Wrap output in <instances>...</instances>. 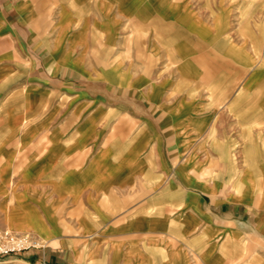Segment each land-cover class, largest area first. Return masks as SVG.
<instances>
[{
	"label": "crops",
	"instance_id": "crops-1",
	"mask_svg": "<svg viewBox=\"0 0 264 264\" xmlns=\"http://www.w3.org/2000/svg\"><path fill=\"white\" fill-rule=\"evenodd\" d=\"M4 95L0 264H264V0H0Z\"/></svg>",
	"mask_w": 264,
	"mask_h": 264
},
{
	"label": "built area",
	"instance_id": "built-area-1",
	"mask_svg": "<svg viewBox=\"0 0 264 264\" xmlns=\"http://www.w3.org/2000/svg\"><path fill=\"white\" fill-rule=\"evenodd\" d=\"M44 247V242L30 234H16L10 230L0 229V257L19 255L31 249Z\"/></svg>",
	"mask_w": 264,
	"mask_h": 264
},
{
	"label": "rangeland",
	"instance_id": "rangeland-1",
	"mask_svg": "<svg viewBox=\"0 0 264 264\" xmlns=\"http://www.w3.org/2000/svg\"><path fill=\"white\" fill-rule=\"evenodd\" d=\"M5 104V95H4V97L3 96H1L0 97V125H5L7 122H6V116H5V113H4V105ZM2 106H3V108H2ZM0 229H3V230H10V231H12V232H14V233H16V234H23V233H18V232H16V231H14L13 229H11V228H8V227H0ZM26 234H30V235H32V236H35L34 234H32V233H30V232H25ZM36 237V236H35ZM9 258H3V257H0V261H4V260H8Z\"/></svg>",
	"mask_w": 264,
	"mask_h": 264
},
{
	"label": "bare ground",
	"instance_id": "bare-ground-1",
	"mask_svg": "<svg viewBox=\"0 0 264 264\" xmlns=\"http://www.w3.org/2000/svg\"><path fill=\"white\" fill-rule=\"evenodd\" d=\"M179 31V30H178ZM188 33V32H187ZM189 35V34H188ZM171 36V35H170ZM167 37H169V36H167ZM166 37V38H167ZM169 40H171V39H169ZM167 42H168V40H167ZM171 42H172V40H171ZM171 42H169V43H171ZM172 44V43H171ZM172 46V45H171ZM194 46V45H193ZM168 47V46H167ZM262 52V51H261ZM186 78H188V77H186ZM206 89V88H205ZM236 92V91H235ZM227 101V100H226ZM229 101V100H228ZM258 114V113H257ZM263 126V125H262ZM211 136H212V134H211ZM220 138V137H219ZM118 144V143H117ZM219 151V150H218ZM220 153H222V152H220ZM224 162H225V160H224ZM211 164H212V162H211ZM213 165V164H212ZM214 166H215V164H214Z\"/></svg>",
	"mask_w": 264,
	"mask_h": 264
}]
</instances>
